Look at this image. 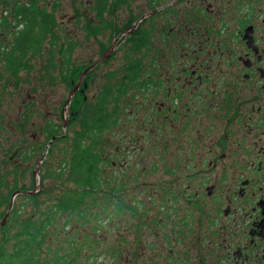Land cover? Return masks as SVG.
<instances>
[{
	"label": "flooded vegetation",
	"instance_id": "1",
	"mask_svg": "<svg viewBox=\"0 0 264 264\" xmlns=\"http://www.w3.org/2000/svg\"><path fill=\"white\" fill-rule=\"evenodd\" d=\"M43 1L33 11L50 20L39 17ZM113 2L103 17L94 15L114 37ZM147 6L153 9L141 19L149 26L130 17L122 24V32L134 30L125 43L142 56L110 73L94 98L106 103L107 188L106 228L94 225L106 237L93 244L110 264H264V0ZM23 7L13 17L2 8L0 16V57L13 77L31 51L16 39L30 29L15 22ZM97 28L90 25V35ZM63 43L67 76L76 43ZM108 50L85 82L114 58L103 59ZM11 55L21 58L17 72L9 70Z\"/></svg>",
	"mask_w": 264,
	"mask_h": 264
},
{
	"label": "rangeland",
	"instance_id": "2",
	"mask_svg": "<svg viewBox=\"0 0 264 264\" xmlns=\"http://www.w3.org/2000/svg\"><path fill=\"white\" fill-rule=\"evenodd\" d=\"M101 1L44 0L39 9L44 12L39 17L50 19L49 33L44 36L39 46L36 45L35 49L27 52L24 68L16 77H13L12 73L5 71L0 57V175L8 174L7 187L17 186L19 189L22 187L33 189L32 192L27 193L31 195L45 192L48 188H56V185L53 184L54 180H45L40 185V179L47 168L51 169L52 166H54L53 169L59 168L60 159H64V156L67 155L66 145L58 144L55 154H49L52 145L48 147L47 144L49 140L47 126L54 125L58 129V135H67L71 141L81 131L83 119L87 116V107L94 103L96 94L102 93L108 82L109 74H122L127 59L131 57L130 59L134 60L141 55L135 51L129 41L125 43L126 38L134 30L128 33L122 32V26L126 24L129 17L130 19L137 18L136 23L140 20V23L145 22V25L149 26V23H152L149 18L141 19L145 14L151 12L149 10L153 9L147 6L148 0H114L112 17L108 18L111 23L117 20L118 31L114 37L112 29L105 30L103 26L99 25L97 16L94 15L97 14ZM28 2V0H6L4 7L0 8V16L5 14L3 8L13 17L17 13L15 12L16 6L21 8ZM92 24L98 26L96 36L93 32L90 35L89 26ZM119 34L121 37L116 41V47L112 46L111 49V45L120 36ZM63 42L76 43L69 64L71 71L67 76L64 69L60 67L62 59L59 51ZM107 50L108 53L103 59L113 56L114 58L107 63H102L100 67L90 73V84L85 82L86 77L81 79L85 70L93 62L99 60ZM80 81L81 85H79ZM74 90L76 91L69 110H65L66 102ZM64 124L67 126L62 129ZM29 151L32 156L25 160L18 156L22 152ZM37 167L40 170V176L37 175L35 179L34 172ZM103 168L102 180L105 182L103 188L105 189L107 183L104 165ZM7 187L2 188V196H9L11 200L16 192L12 195L9 192L10 188ZM56 194L59 192L55 191L51 195L41 197L40 203H35V205L30 203L29 208L20 219L27 222L38 218L55 203ZM97 197L99 206L91 210L93 213L87 217L89 221L77 220V216L70 219L68 215H61V219L57 223L60 230L58 236L54 237L50 234L45 240L44 260L50 252L72 250L80 252V258L75 264H110V258L98 255L101 250L100 246L93 244L94 239L97 242L102 240L103 244L106 237L102 232L98 233L94 227L97 225L102 229L106 228L104 192ZM12 211L6 224L11 223ZM51 229L55 231L54 227ZM92 233H96V237ZM87 255H91L90 258ZM93 255H95L94 259H91Z\"/></svg>",
	"mask_w": 264,
	"mask_h": 264
},
{
	"label": "trees",
	"instance_id": "3",
	"mask_svg": "<svg viewBox=\"0 0 264 264\" xmlns=\"http://www.w3.org/2000/svg\"><path fill=\"white\" fill-rule=\"evenodd\" d=\"M37 2L38 0H34L30 3V6L25 5L15 18L17 25L21 22H26L30 25L29 31L25 34L22 33V37L19 38L20 36H18L16 39L27 41L29 43L27 49L30 48L31 50L35 49L34 44L39 46L44 36L49 33L50 20L47 18L38 20L37 11H33V9H37ZM106 3L107 0L100 2L98 8L100 17L106 10ZM6 25L12 28V21L6 22ZM67 56H69V53ZM20 61L21 58H13L12 60L11 55L8 64L9 70L17 72L19 67H21L22 62ZM69 62L67 60V71ZM105 111V97H102L96 104L88 106L86 110L87 116L83 119L81 131L71 141H69L70 137L67 135H58V129L54 125L49 124L47 126L46 131L49 134L47 144L55 138L49 154H55L58 144L66 145L67 155L64 156V159H60L59 168L53 169L54 166L51 169L47 168L41 178L42 182L54 180L53 184L56 185V188H48L45 192L31 195L27 193L32 192L33 189L26 187L19 189L17 186L7 187L6 178L8 174L0 175V222L5 217L10 203L9 196H2V188L5 186L10 188L9 192L12 195L18 191L25 193L20 194L14 201L11 223L0 227V264H75L79 260L80 252L72 250L69 252H61V250L50 252L49 256L44 260L45 240L50 234L54 237L58 236L60 230L57 227V223L61 219V215H68L70 219L79 215V220H83L93 213L91 210L94 207L99 206L97 196L103 192L105 183L102 180L104 171L103 137ZM18 156L25 160V158L31 157L32 154L29 151L22 152ZM55 191L59 192L54 197L57 200L46 212L44 211L35 220L26 222V220L20 219L29 208L30 203L33 205L40 203L41 197L51 195ZM53 227L55 231H52L51 228Z\"/></svg>",
	"mask_w": 264,
	"mask_h": 264
},
{
	"label": "water",
	"instance_id": "4",
	"mask_svg": "<svg viewBox=\"0 0 264 264\" xmlns=\"http://www.w3.org/2000/svg\"><path fill=\"white\" fill-rule=\"evenodd\" d=\"M139 22H140V20L138 21V23H139ZM95 66H96V64L93 65V66H91V67H89L87 70H85V72L83 73L81 79L84 78V77H85V76H86V75H87V74H88V73H89V72H90ZM79 85H81V81L79 82ZM75 89H76V88H75ZM75 91H76V90H74V91L71 93V96H70L69 99L67 100L65 110H69V107H70V104H71V101H72V97H73ZM66 126H67V124H65V127H66ZM54 139H55V138H53V139L49 142L48 147H50V146L52 145ZM37 175L40 176V170H39L38 167H37L36 171L34 172V177H35V179H36ZM41 184H42V181H41V179H40V185H41ZM19 194H25V193L22 192V191H18V192H16V193L12 196V198H11V200H10V204H9L8 211H7L6 215H5V217L3 218V220L0 222V227H3V226L6 224L8 218H9V215H10L12 209H13L14 201H15V197H16L17 195H19Z\"/></svg>",
	"mask_w": 264,
	"mask_h": 264
}]
</instances>
